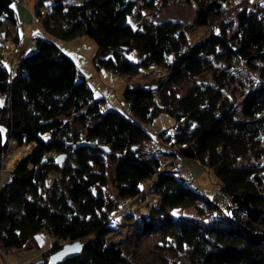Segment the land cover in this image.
Segmentation results:
<instances>
[{"label":"trees","instance_id":"trees-1","mask_svg":"<svg viewBox=\"0 0 264 264\" xmlns=\"http://www.w3.org/2000/svg\"><path fill=\"white\" fill-rule=\"evenodd\" d=\"M13 1L0 0V30L4 20L13 25ZM45 1L37 0L34 10L47 33L65 41L91 37L93 66L127 78L122 96L131 115L104 111L105 99L94 97L74 61L50 39L36 36L34 49L24 50L14 71L0 37V163L10 144L33 143L1 180L0 247L21 250L45 229L55 242L36 264H49L61 241L77 239L80 252L57 264H132L121 245L107 242L108 220L113 211H135L128 206L147 194L156 201L140 212L139 235H169L178 248H187L191 264H264V163L258 161L264 155V2L196 0L191 24L209 30L190 41L180 20L143 19L133 26L128 17L135 0L55 2L43 12ZM148 1L147 7L156 4ZM128 51L141 58H128ZM241 62L257 80L250 79L238 102L225 90L237 77L231 67ZM141 69L167 76L130 84ZM207 72L211 81L197 80ZM183 82L187 90L177 95ZM160 112L176 123L160 130L159 140L191 144L195 160L218 177L224 208L161 169L160 157L170 153L149 147L154 137L145 129ZM107 161L114 163L110 197L104 188ZM124 200L129 204L120 209ZM189 207L197 216L172 213ZM206 211L217 216L207 221Z\"/></svg>","mask_w":264,"mask_h":264},{"label":"rangeland","instance_id":"rangeland-1","mask_svg":"<svg viewBox=\"0 0 264 264\" xmlns=\"http://www.w3.org/2000/svg\"><path fill=\"white\" fill-rule=\"evenodd\" d=\"M135 1L136 3L134 9L128 17V21L133 26H138L139 20L141 21L143 19L152 21H160L163 19L180 20L187 27V35L190 41H196L200 39L209 30L207 27L193 26L191 24L197 6L196 0H152L153 4L154 2H156V4L150 7H147V3L149 2L148 0ZM245 1L250 2L251 5L256 0H242V4H244ZM260 1L264 2V0ZM47 4L48 1L46 0L45 4L43 5V12L46 11ZM235 7H237V5ZM33 9H31V11ZM233 13L234 12L231 11L227 16H232ZM30 22L31 24L33 22L35 23V21L32 20ZM218 23L219 21L216 22V24ZM35 25L37 26V23H35ZM43 34L48 36V38H50V41H55L58 44L56 45L59 48H61V45L65 46L63 52H68L70 54L81 53L82 55H85V53L87 52L88 54L92 52L91 57L89 58V61H91L92 64L91 58L95 53L96 43L91 37L87 35H81L65 41L49 33L43 32ZM7 44L9 45L8 48L10 50L3 48V53L5 52V56H11V58L13 59L12 65H14L16 64L14 63V61L17 57L18 51H16V47L12 42L8 41ZM66 55L69 56L68 54ZM126 56L132 60H138L141 58L136 51H128L126 52ZM70 58L72 59V57ZM81 60L83 59L81 58ZM231 69L236 70L237 77L235 81L231 82L229 88L225 90V95H229L230 98H235L236 101L240 102L244 98L245 92L248 89L250 79L257 80V73L255 71L249 70L248 67L242 62L239 65L232 66ZM114 79L120 82L122 90L118 92V89L110 84V86L117 91L114 96H111V99L116 102V108H118L119 111H121L123 114L131 115L129 105L122 96L123 89L128 84L127 78L115 76ZM154 79L155 78L153 76V73L150 72V70L141 69L138 75L131 79L129 83L132 85L146 84L154 82ZM211 79L212 76L210 72L204 73L202 77L197 78V80H204L205 82H209L211 81ZM175 89L178 93L177 95H182L187 90V84L183 82V84L178 85ZM232 89L234 90L231 91ZM3 98L4 97H0V100H2ZM175 123L176 121L172 116L168 115L165 112H160L153 117L150 123L145 124V129L155 139H159L158 132L162 129L172 127V125H174ZM261 145L264 148V133L261 137ZM32 146L33 143H12L9 145L0 163V185L1 180L4 179L6 173L13 167L15 160L26 154L32 148ZM178 153L181 157L183 165L188 170L190 177L196 183L197 189L208 197H211L214 193H216L218 191L219 184L218 177L212 171V169L201 165L195 160L194 150L191 144H179ZM246 159L253 160L251 156ZM258 161H260L261 164L264 163V155ZM113 167L114 163L112 161H107L106 173L109 180L104 188L105 192L109 194V197L115 194V189L112 186L111 180L113 175ZM149 179L141 183L140 187L144 188L148 184ZM152 199L154 198L145 194L144 196L136 197L135 202L128 206L129 209H136L135 211L126 212L124 214L120 213L118 216V213L116 211H113L114 213L112 212V215L108 220V222L110 223L109 227L111 231L106 237L107 242H116L117 244L121 245L125 255L130 259L132 264H191V260L187 256V248H178L174 239L169 235L162 234L160 231H155L147 235L138 234L137 227H139L138 224L140 221V212L145 213L147 211L146 204L148 202L150 203L151 201H156ZM172 213L174 216H197L196 209L194 207L174 209L172 210ZM205 215V220L209 221L212 217H216L217 213L206 211ZM40 232L44 233L45 230H40ZM39 235L40 236H37L38 242L40 245H43L41 236L42 234ZM50 238L52 239V236H50ZM37 248L38 247L33 248L32 251ZM18 253L19 251H15L14 249L8 252L6 254L7 256L5 257L3 256V254L5 253H0V264H17L22 262H28V264H36L43 259L40 254L36 257L29 255V247L21 249L20 255L16 256Z\"/></svg>","mask_w":264,"mask_h":264},{"label":"crops","instance_id":"crops-1","mask_svg":"<svg viewBox=\"0 0 264 264\" xmlns=\"http://www.w3.org/2000/svg\"><path fill=\"white\" fill-rule=\"evenodd\" d=\"M36 1L37 0H21V1L14 0L11 4L13 16L16 17L17 21L20 23V26L17 27V29L15 30L16 42L14 43V45L16 47V51L26 50L25 52H28L34 49V44H28L29 37L35 38L36 36H44L48 38V36L43 34V32L47 33V31H45V29L41 27L38 21H35V23H37V26L35 25L34 22L32 24L30 22L31 21V17H30L31 9L34 8ZM11 24L12 22L10 20L3 21V24L0 30V37H3L5 34H7L8 32L12 30ZM5 46H6V49L8 50L9 45L6 44ZM60 47L64 51L65 46L61 45ZM64 53L72 57V60L74 61L76 65L77 72L86 78V80L88 81V84L93 89L94 97L103 98L107 100L110 104L109 108H115L118 110V108H116L117 107L116 102L113 99H111V96H114L117 93V91L114 88H112L110 84L113 87L117 88L118 92L121 91L122 88H121L120 82L116 81L114 78L115 76H120L121 78L123 76L119 74H114L111 70L105 69V68H101L97 70L91 64V61H89V58L91 57L92 52L89 54L87 52L85 53V55H82L81 53H73V54H70L68 52H64ZM81 58L83 60H81ZM42 230H45V229H42ZM39 232L35 234L32 242L29 244V246H27L29 247V250H30L29 255H32L35 257L38 256L39 254L42 256V253L48 250L49 248H51L52 246L51 245L52 239L50 238L51 233H49L47 230H45L44 233H41L42 231L40 233ZM39 234H42L41 236H42L43 245H40L38 242L37 236H40ZM35 247H38V248L32 251V249ZM20 252L21 250H19V253L16 256H19Z\"/></svg>","mask_w":264,"mask_h":264},{"label":"built area","instance_id":"built-area-1","mask_svg":"<svg viewBox=\"0 0 264 264\" xmlns=\"http://www.w3.org/2000/svg\"><path fill=\"white\" fill-rule=\"evenodd\" d=\"M19 1V0H16ZM73 1H77V0H48V3H67V2H73ZM14 21H13V25H12V30L10 32H8L6 35H4V37H2L1 39V43L2 44H7V42H12L14 44V34H15V30L17 29V27L20 26V23L17 21L16 17H13ZM31 20L32 21H37L38 17L37 14L35 12V10L33 9L31 11ZM36 38L34 37H29L28 39V44H35ZM17 57L15 58V61L13 65V70H17L18 66H19V62H20V58L21 56L24 54V50L22 51H18L17 52ZM153 76L159 77L161 79L165 78L167 76V73L164 71H156L153 70L152 71ZM193 81L190 80V84H192ZM157 90L155 89L153 91V94L156 95ZM109 102L107 100L104 101L102 109L105 111L106 109L109 108ZM149 147H152L153 150H160L161 153L163 152H167L170 153L167 156H161L160 157V167L162 170H166V171H170L176 175H178L179 177L185 178L186 182L189 186H191L194 189H197L196 183L194 182V180L190 177L188 170L186 169V167L183 165L182 161H181V157L179 156L178 153V145L173 144V145H167L165 142L159 140V139H152ZM12 173H10L8 171V175H11ZM154 199L152 200H156L155 196H152ZM210 198V201L215 202L217 204L218 207L223 208L227 205V198L219 195L218 193H214ZM153 201H151L150 203H152ZM129 204V200H124L120 203V209H124L127 207V205ZM52 242H55V238L52 236ZM69 241L63 240L61 241V245H65L67 244ZM11 249L8 248H1L0 247V252L3 254V256H7L6 254L8 252H10ZM15 251H19V250H15ZM17 264H28V262H22V263H17Z\"/></svg>","mask_w":264,"mask_h":264},{"label":"water","instance_id":"water-1","mask_svg":"<svg viewBox=\"0 0 264 264\" xmlns=\"http://www.w3.org/2000/svg\"><path fill=\"white\" fill-rule=\"evenodd\" d=\"M62 159L63 156L61 155L57 156V161H61ZM82 246L83 243L79 239L63 245L61 248H59L58 250L54 251L49 255L48 257L49 264H57L67 256L80 252Z\"/></svg>","mask_w":264,"mask_h":264}]
</instances>
